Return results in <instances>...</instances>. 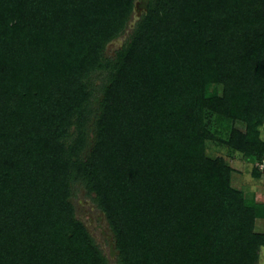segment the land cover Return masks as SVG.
Wrapping results in <instances>:
<instances>
[{
	"label": "trees",
	"instance_id": "1",
	"mask_svg": "<svg viewBox=\"0 0 264 264\" xmlns=\"http://www.w3.org/2000/svg\"><path fill=\"white\" fill-rule=\"evenodd\" d=\"M137 1L0 0V264H108L79 190L116 264L259 263L264 203L206 149L264 185V0H139L107 57Z\"/></svg>",
	"mask_w": 264,
	"mask_h": 264
},
{
	"label": "rangeland",
	"instance_id": "2",
	"mask_svg": "<svg viewBox=\"0 0 264 264\" xmlns=\"http://www.w3.org/2000/svg\"><path fill=\"white\" fill-rule=\"evenodd\" d=\"M142 12L143 10L138 0L124 33L106 45L105 53L107 57H113L116 51L122 47ZM236 126L242 128L240 124H236ZM261 136L264 139V126L261 128ZM206 150L208 156L212 158L221 157L235 169V172L232 174V181L237 188L243 190L248 198L254 197L255 201L264 203L263 181L255 179L251 175L255 162L245 160L237 152H230L224 144H221L217 140L208 142ZM72 201L76 217L84 223L95 242L99 245L102 253L108 260V264H116L113 240L103 214L96 209L90 199L84 195L83 191H77ZM256 224L257 231L262 229V221L257 220ZM258 264H264V248H261Z\"/></svg>",
	"mask_w": 264,
	"mask_h": 264
},
{
	"label": "built area",
	"instance_id": "3",
	"mask_svg": "<svg viewBox=\"0 0 264 264\" xmlns=\"http://www.w3.org/2000/svg\"><path fill=\"white\" fill-rule=\"evenodd\" d=\"M260 168H264V159H263V162H262V165L260 166Z\"/></svg>",
	"mask_w": 264,
	"mask_h": 264
}]
</instances>
